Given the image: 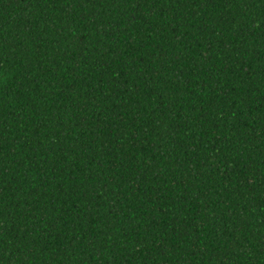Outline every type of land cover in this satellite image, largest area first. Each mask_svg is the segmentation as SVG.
Here are the masks:
<instances>
[{"label": "trees", "instance_id": "1", "mask_svg": "<svg viewBox=\"0 0 264 264\" xmlns=\"http://www.w3.org/2000/svg\"><path fill=\"white\" fill-rule=\"evenodd\" d=\"M0 264H264V0H0Z\"/></svg>", "mask_w": 264, "mask_h": 264}]
</instances>
